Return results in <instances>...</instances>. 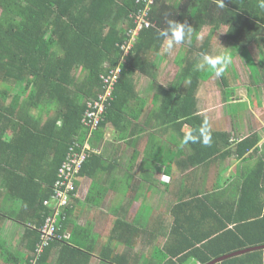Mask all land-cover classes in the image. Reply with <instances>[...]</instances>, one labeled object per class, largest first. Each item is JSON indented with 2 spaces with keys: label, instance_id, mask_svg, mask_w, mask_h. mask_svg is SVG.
Masks as SVG:
<instances>
[{
  "label": "trees",
  "instance_id": "obj_1",
  "mask_svg": "<svg viewBox=\"0 0 264 264\" xmlns=\"http://www.w3.org/2000/svg\"><path fill=\"white\" fill-rule=\"evenodd\" d=\"M223 3L224 8L218 6L217 0H154L149 5L145 0H0V158L8 156L4 163L8 167L3 169L5 204L0 207V223L15 214L16 209L12 211L11 204L19 208L18 218L14 220L24 222L32 217L38 222L37 228L55 209L54 184L59 169L70 147L76 141H86L88 129L83 126L82 119L86 111L92 110L90 104L105 93L102 77L108 76L114 68L120 67L118 81L105 103L100 128L93 131L89 139L98 151L90 154L78 179H93L105 168L107 155L101 153L103 130L113 127L124 134L123 140L130 123L143 115L147 102L137 89L142 76L155 80L156 91L163 96L154 114L160 115L164 126L174 125L177 129L172 127L184 136L181 131L188 122L198 125L193 130L207 122L196 116L200 78L206 74L196 67L200 54L204 53L198 42L200 30L210 27L216 31L227 26L229 42H234L240 50L255 44L264 59V9L259 7V0H223ZM146 8H149V26H143L128 55L123 58L122 46L131 37L129 32L137 27V14ZM172 19L193 28L192 35L181 43L187 46V51L181 62L180 85L176 91L181 99L177 116L170 112L174 97H177L171 95L175 90L158 84L155 73L163 52V38L159 34ZM167 118L172 125L166 123ZM211 133L210 146L189 143V153L178 152L182 171L207 163L222 148H225L223 156L236 154L238 158H244L253 149L261 150L257 137L236 145L232 144L236 140L229 133ZM153 136L157 138L156 134ZM212 147V151H207ZM263 173L264 162L260 161L247 176V184L251 188L257 186L251 184ZM77 190L71 192L70 204L64 209L65 216L58 218L59 240L52 242L37 258L40 234L36 229H27L22 244L29 247L32 256H13L2 251L7 257L1 259L0 264H33L34 261L35 264H46L53 244L58 246L62 242L86 250L70 249L74 254L67 264H91L92 250L99 243L90 228H83L76 222L80 203ZM92 195L101 196L100 193ZM195 200L199 202L197 197ZM240 207L242 210L247 208L249 213L242 216L247 223L244 225L246 233H242L238 224L232 229L228 227L236 221L230 212L229 217L221 221L223 234L209 245V252L221 257L242 250L247 246L246 239L250 234L253 235L252 246L264 243V234L261 238L259 233L264 231V202L258 196L249 195L243 197ZM212 215L217 216L214 211ZM217 226L219 224L211 228L215 230ZM68 230L70 237L65 238ZM141 235L149 240L155 237L150 231L141 229L136 219L126 223L121 216L117 218L112 237L133 250L132 264H139V256L133 248L134 240ZM79 237L90 240L85 243ZM231 237L237 239L235 246L229 240ZM2 241L4 237L0 231V243ZM0 247L2 249L3 244ZM169 251L172 256L177 254ZM189 253L198 255L202 252L191 247ZM110 260L116 264L128 263L126 253ZM237 261V258L228 260L230 263Z\"/></svg>",
  "mask_w": 264,
  "mask_h": 264
},
{
  "label": "crops",
  "instance_id": "obj_2",
  "mask_svg": "<svg viewBox=\"0 0 264 264\" xmlns=\"http://www.w3.org/2000/svg\"><path fill=\"white\" fill-rule=\"evenodd\" d=\"M208 28L209 31L205 30ZM222 28L216 31L210 27L202 28L198 37L200 50L209 55L220 53L228 42L226 41L228 27ZM174 48L171 54L162 52L155 73L158 84L171 86L175 90L171 95L177 97H174L170 112L177 116L180 113L181 99L176 91L180 85L181 62L186 54L183 48L187 51V46L177 44ZM259 50L255 44L241 52L239 50L235 57L229 58V66L221 76H216L211 68L204 69L206 74L200 78L196 95L198 107L196 116L207 121L211 131L229 133L236 140L235 143L231 142L232 144L237 145L250 137H257L261 150L253 149L244 158H238L236 154L223 156L225 148H222L207 163L186 172L182 171L177 154L181 150L183 155H186L191 148L188 145L180 146L183 136L168 118L166 123L176 129L167 124L164 126L160 115L154 114L163 100V96L156 91V81L144 76L140 78L137 89L147 102L143 115L130 123L123 140L121 138L124 134L116 132L113 127L103 130L104 142L101 153L107 155L104 161L105 168L99 170L93 179L84 177L77 180L76 197L80 203L76 222L83 228H90L94 235L99 236L96 241L99 244L92 250L94 254L92 253L91 264H116L110 259L124 253L128 259L127 264H132L133 250L125 242L112 237L119 216L126 223L136 219L141 229L155 235L150 240L143 235L134 240L133 249H136L135 252L139 256V264H264V243L252 246L251 234L246 239L247 246L237 252L218 257L208 251L211 249L209 245H213V241L223 234L221 221L229 217L230 212L238 223L228 222V227L232 229L238 224L242 233H246L247 228L244 225L247 223L245 224L242 216L249 213L247 208L242 210L240 207L243 197L258 196L264 202V173L258 181L251 184V186L258 184L257 186L251 188L247 184V176L257 163L264 162V59ZM198 60L202 62L201 55ZM239 61H244L251 78L247 82L248 85L234 87L233 83L230 84L225 79V74L232 71L236 78L239 73L237 66L241 67ZM254 64L259 65V69H253ZM220 83L222 92L221 88L215 86L213 90L208 89V85ZM228 85L232 86L234 92L226 93L225 88ZM194 123L188 122L181 132L185 133L188 129L198 127ZM131 133L134 135L131 136ZM153 134H156L157 138ZM108 140L110 147L106 146ZM94 144L91 143V147L97 153L98 149ZM214 147L207 151H212ZM7 161L8 156L0 158V207L5 204L2 180L5 175L3 169L8 167L4 164ZM97 176L99 178L93 183ZM97 193L101 196L92 195ZM91 195L93 197L89 198ZM121 196L124 200L116 205ZM195 197L199 202H196ZM144 202L151 203V207L140 217V207ZM214 204L220 206H213ZM103 207L104 210L106 208L109 210L108 224L106 213L101 209ZM11 208L12 211L13 208L16 209L15 214L0 223L1 236L4 237V241L0 243L3 244V248L0 247V260L7 257L2 251L13 256H32L29 247L22 244V237L27 229H38V222L32 217L26 218L24 222L14 220L18 218L19 208L13 204ZM213 211L217 216L212 215ZM252 221L255 219L252 218ZM103 224L107 225L102 233L100 227ZM218 224L217 229L211 228ZM70 232L68 230L65 238L70 237ZM259 233L262 238L264 231L260 230ZM241 235L243 239V234ZM79 238L85 243L90 240L85 237ZM231 238L229 240L235 246L237 239ZM53 246L50 249L48 264H67L68 259L74 254L70 249H81L68 242ZM191 247L200 249L202 253L198 255L189 253ZM169 250L177 254L172 256ZM106 254L108 257L103 256ZM233 258H237L238 261L228 262Z\"/></svg>",
  "mask_w": 264,
  "mask_h": 264
},
{
  "label": "built area",
  "instance_id": "obj_3",
  "mask_svg": "<svg viewBox=\"0 0 264 264\" xmlns=\"http://www.w3.org/2000/svg\"><path fill=\"white\" fill-rule=\"evenodd\" d=\"M147 4H152L154 0H145ZM149 8L142 10L137 14L135 23L137 27L129 32L130 38L122 46L123 58L128 55L129 49L132 47L133 41L138 36L143 26H149L148 20ZM120 67L110 71L108 76H103V83L106 88L105 93L100 96L99 100L94 104H90L92 110L86 111L82 124L88 129L87 139L84 143L76 141L69 149L68 156L59 169L57 181L54 184V200L57 201L55 209L49 213L44 223L37 229L40 234V242L36 248V257L38 258L44 250L54 241L59 240L60 236L57 232L58 218L64 214V209L70 204L73 192L77 188V180L82 171L83 165L90 157L94 150L91 147L89 139L95 130H99L102 120V114L105 110V103L111 96L115 83L118 81ZM36 261L33 262L35 264Z\"/></svg>",
  "mask_w": 264,
  "mask_h": 264
},
{
  "label": "clouds",
  "instance_id": "obj_4",
  "mask_svg": "<svg viewBox=\"0 0 264 264\" xmlns=\"http://www.w3.org/2000/svg\"><path fill=\"white\" fill-rule=\"evenodd\" d=\"M220 8H224L223 0H217ZM259 7L264 9V0H259ZM193 33V28L187 23H181L176 20H169L168 27L160 32L163 38L162 48L166 54H171L177 44L184 43ZM202 62L196 65L198 70H204L206 67L214 70L216 76H221L227 70L230 59L224 54L209 55L201 53ZM16 92L14 91L13 94ZM189 143H202L204 146H210L212 143V133L207 122L203 123L198 130L188 129L180 146L183 147Z\"/></svg>",
  "mask_w": 264,
  "mask_h": 264
},
{
  "label": "rangeland",
  "instance_id": "obj_5",
  "mask_svg": "<svg viewBox=\"0 0 264 264\" xmlns=\"http://www.w3.org/2000/svg\"><path fill=\"white\" fill-rule=\"evenodd\" d=\"M223 29V28H222ZM205 30H208L209 31V28L208 29H205ZM226 41H228L227 39H226ZM175 49V48H174ZM184 49V52H186V50H185V48H183ZM248 49V48H247ZM240 50V47L238 46V45H236L234 42H227V45L225 46V48L224 49H222L221 50V52L220 53H218V54H224V55H226L227 57H235V54L238 52ZM245 51V50H244ZM183 52V51H182ZM240 52H241V50H240ZM247 52V51H246ZM158 62H159V60H158ZM158 62H157V64H158ZM239 64L241 65V67L239 68L238 66H237V70L239 71V73L237 74V77L236 78H234V76H233V72L231 71L230 73H228V74H225V79L228 81V83H230V84H232L233 83V86L234 87H236L237 85H239V86H245L246 84L248 85V83L247 82H249V80H250V78H251V76H250V74H249V72H248V70H247V67H246V64L244 63V61H239ZM254 66L255 67H253V69H259V65H256V64H254ZM261 66V65H260ZM232 80V82H230ZM201 81H203V80H201ZM214 86H215V88H221V92H222V85H221V83H220V85H216V84H210V85H208V89H210V90H213L214 89ZM233 89H232V86H230V85H228V87H226L225 88V91H226V93H232V92H234V91H232ZM24 100H27V99H25L24 98ZM108 137V136H107ZM111 139H113L112 137H111ZM106 146H108V147H110L111 145H110V141L108 140L107 141V143H106ZM190 149V148H189ZM99 176H100V174H99ZM99 176H97L96 177V179H95V181L93 182V183H95L96 181H97V179L99 178ZM108 189V188H107ZM109 190V189H108ZM92 196H90L89 198H91ZM1 200V199H0ZM124 200V197L123 196H121V197H119L118 198V203H116V205H119L120 203H122V201ZM109 203H110V201H109ZM107 206V205H106ZM105 206V207H106ZM105 207H103V208H101L102 210H104L105 209ZM150 207H151V203H147V202H144L143 203V205H142V207H140L141 209H140V213H139V216L141 217L142 215H144L147 211H149V209H150ZM108 208H106V210H104V213H106V217L108 218L107 219V224L109 223V214H108ZM121 213H123V211H121ZM107 224H103L102 225V227H100V231H102V233H103V231H104V228H106L105 227V225H107ZM101 233V234H102ZM99 235V234H98ZM96 239L97 238H99V236H97V235H95L94 236Z\"/></svg>",
  "mask_w": 264,
  "mask_h": 264
}]
</instances>
